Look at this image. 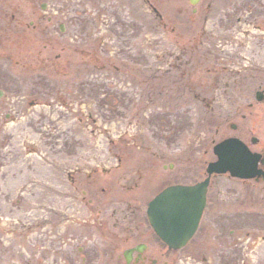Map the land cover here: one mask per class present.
<instances>
[{
  "label": "rangeland",
  "instance_id": "rangeland-1",
  "mask_svg": "<svg viewBox=\"0 0 264 264\" xmlns=\"http://www.w3.org/2000/svg\"><path fill=\"white\" fill-rule=\"evenodd\" d=\"M0 28V264L52 250L79 165L114 168L118 154L141 180L109 199L146 210L204 180L224 138L264 144V0H0ZM187 48L189 75H161ZM207 196L195 237L162 262L264 264V181L213 177Z\"/></svg>",
  "mask_w": 264,
  "mask_h": 264
},
{
  "label": "flooded vegetation",
  "instance_id": "flooded-vegetation-1",
  "mask_svg": "<svg viewBox=\"0 0 264 264\" xmlns=\"http://www.w3.org/2000/svg\"><path fill=\"white\" fill-rule=\"evenodd\" d=\"M158 19L162 21L159 15ZM183 52L182 56H175V62H169L171 56L164 55L162 63L165 67H161L163 65L161 63L159 65L161 75L172 72H177L179 75L184 74V76L189 75V70L192 68L191 51L187 48ZM6 106L12 105L0 101V134L5 125L1 123V111ZM254 106L250 104L249 107L254 108ZM13 119L11 115H8L5 123H13ZM249 146L252 150L254 149V152L262 155L258 167L264 171V144L259 139L253 141L252 138ZM1 154L0 146V156ZM115 158L118 162L114 168L105 167V165L82 168L79 165L74 168L73 172L68 173L72 189L76 190L77 194L73 199L72 207L67 206V209L73 212L67 215L63 211L62 229L50 232L48 236L50 242L55 244L54 247L51 251L46 248L47 251L43 252L36 264H167V262H162L163 255L175 252V250L169 249L158 237L149 222L144 204L139 201L124 202V208H117L119 203L114 199H109L111 195L108 189L113 183L118 185L123 181L124 186L130 191L137 189L139 180H141L139 176L130 180V174L123 173L126 168L122 166L123 159L118 154ZM263 181L261 177L252 182L261 183ZM94 188L98 192H91L89 196L87 189ZM81 191H83L82 198ZM81 204L86 205L84 215ZM82 239H84V246L81 245Z\"/></svg>",
  "mask_w": 264,
  "mask_h": 264
},
{
  "label": "water",
  "instance_id": "water-1",
  "mask_svg": "<svg viewBox=\"0 0 264 264\" xmlns=\"http://www.w3.org/2000/svg\"><path fill=\"white\" fill-rule=\"evenodd\" d=\"M195 5L199 0H190ZM263 93H258L259 101ZM218 160L209 164V177L193 186H170L150 204L148 216L152 227L170 248L184 247L194 236L206 206V195L212 174L229 172L232 177L252 179L261 175L257 170L259 156L252 154L239 139L231 138L214 148ZM264 176V174H263Z\"/></svg>",
  "mask_w": 264,
  "mask_h": 264
}]
</instances>
